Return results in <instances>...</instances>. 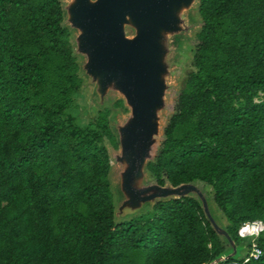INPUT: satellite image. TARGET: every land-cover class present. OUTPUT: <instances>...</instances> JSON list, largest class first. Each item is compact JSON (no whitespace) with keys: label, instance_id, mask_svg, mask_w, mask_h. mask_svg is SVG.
<instances>
[{"label":"trees","instance_id":"obj_1","mask_svg":"<svg viewBox=\"0 0 264 264\" xmlns=\"http://www.w3.org/2000/svg\"><path fill=\"white\" fill-rule=\"evenodd\" d=\"M173 113L151 161L156 183L203 182L235 243L264 222V0H199ZM61 0H0V264H207L226 246L192 196L116 224L105 106L81 124L82 78ZM114 108H124L122 99ZM261 255L223 264H264Z\"/></svg>","mask_w":264,"mask_h":264},{"label":"water","instance_id":"obj_2","mask_svg":"<svg viewBox=\"0 0 264 264\" xmlns=\"http://www.w3.org/2000/svg\"><path fill=\"white\" fill-rule=\"evenodd\" d=\"M198 4L199 0H61L62 24L71 32L73 55L77 57L78 74L82 78L79 91H86L94 100L86 108L97 111L122 99L129 110L116 128L111 126L115 110L109 118L119 147L113 158L108 150L111 189L119 196L114 201L115 223L150 209L156 201L195 197L226 246L225 252L207 264H223L230 258L245 256V247L237 245L228 233L226 220L213 198L217 216L210 209L206 184L195 181L160 185L146 170L174 111L165 122L161 141L153 154V145L161 132V113L174 60L181 65L180 78L184 72L182 63L191 57L194 47L185 38L190 28L187 22L194 23L198 18L200 26L202 23ZM111 91L118 92L122 98L112 103L105 100ZM112 165L117 167L114 184ZM146 178L152 183L145 184ZM200 184L205 188L201 189Z\"/></svg>","mask_w":264,"mask_h":264},{"label":"rangeland","instance_id":"obj_3","mask_svg":"<svg viewBox=\"0 0 264 264\" xmlns=\"http://www.w3.org/2000/svg\"><path fill=\"white\" fill-rule=\"evenodd\" d=\"M187 24L190 28H189L187 34H185V38H187V39L189 38L188 42L191 43L192 45H195V43H196L195 33L198 31V28L200 26V20L197 18V20H195L194 23H191V21L188 20ZM190 56H191V53H190ZM190 58L191 57H189L186 60V62L182 63L184 65V68H183L184 72H185V69L190 66V64H189ZM180 66L181 65L176 63L174 60L173 66L171 68V73H170L169 78H168L169 87L167 89L165 108H164L163 112L161 113V124H160L161 132H160V135H158L156 138V143L153 145V148H152L153 154L156 152V148L158 147V145L161 141L162 129L165 125V122H166L168 116L170 115V113L173 111L174 106H175L177 95H178V92L180 89V82H181L182 77L184 75V72H183V74L179 78V76L181 74ZM178 83H179V88H178ZM118 98H122L121 95L118 92L111 91L110 93L107 94L105 100L112 103V101H114L115 99H118ZM93 103H94V100L92 98V95H90L86 91H79V93L76 95V99H75V107L76 108L74 110V114L77 116L79 123L84 124L88 120H90L92 118V116H94L96 111H92L91 109L86 108V105L93 104ZM110 108L113 111L114 110L116 111L115 115L111 118V126L116 128V126L118 124L122 123L125 120V118L127 117L128 113H129V110H128V108H126V109L114 108L112 105H110ZM107 147H108V150H109L111 157L113 158L114 155L118 152L119 147L117 149H113L109 144H107ZM116 172H117V167L115 165H112V178H111V180H112L113 184L116 180ZM150 183H152V181L149 180L148 178H146L145 184H150ZM199 187L201 189L205 188V186L203 184H200ZM206 188H208V190H209L208 193L206 192L205 194H208L207 195V201L209 203L210 209L217 216L218 211L212 202V193H210V189H209L210 187L206 185ZM205 191H206V189H205ZM203 193H204V190H203ZM113 197H114V201L116 203L119 196H117L116 194L113 193ZM249 239H250V237H247L245 239H242L241 241L246 242ZM244 251H245V248H244Z\"/></svg>","mask_w":264,"mask_h":264},{"label":"built area","instance_id":"obj_4","mask_svg":"<svg viewBox=\"0 0 264 264\" xmlns=\"http://www.w3.org/2000/svg\"><path fill=\"white\" fill-rule=\"evenodd\" d=\"M264 230V222L259 219L245 221L238 229V235L243 238L250 237L251 244L246 250L244 261L249 259H257L261 255V250L258 247L255 238Z\"/></svg>","mask_w":264,"mask_h":264}]
</instances>
